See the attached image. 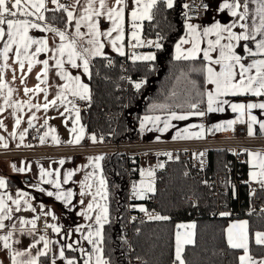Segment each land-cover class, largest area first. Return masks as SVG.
<instances>
[{
  "label": "snow or ice",
  "instance_id": "6c2138e0",
  "mask_svg": "<svg viewBox=\"0 0 264 264\" xmlns=\"http://www.w3.org/2000/svg\"><path fill=\"white\" fill-rule=\"evenodd\" d=\"M158 3L166 4L167 8L173 7V0H114V3L109 6L108 0H71V3H62L61 0H0V96H3V105H0V113L5 111V108H12V115L16 116L13 131L9 133L10 136L17 135L16 129L21 123L22 117L17 116L18 112L23 111L24 107L37 109L41 107L47 111L50 106H55L57 101L60 104H71L68 100V95L78 97L81 100L90 99V90L88 84L84 83L81 75H73L66 64L73 69H82L84 75L90 76V64L93 57L104 56V49L106 42L111 45L112 49L118 52L121 56L126 55L125 37L126 28L130 26V39L128 46L135 49L145 43L140 36L141 24L144 20L151 21L153 19V9ZM255 5L253 9L251 6ZM187 7V5H185ZM227 9L231 17L234 19L229 24H222L219 21L214 23L211 27H204L202 30L197 26L186 23V36L180 37L177 41L176 55L174 59L180 60H196L198 55L202 53V60L205 62L202 67V72L205 74V83L214 87L205 89L203 93L206 96V111L199 110V103H192L189 105L190 111L186 113H178L177 111H169L165 114L163 119V127H157L160 132L167 131L171 125L172 120H187L189 116L204 117L207 113L224 112L225 106L231 109L232 112L238 113L235 120H228L220 124H216L213 128L207 129L212 131H226L229 130L236 123H247V134L252 136L255 134L253 125L258 124L259 130L264 132V119H259L252 113L253 109H259L261 115L264 116V0H224L220 5V10ZM63 13L66 16L64 20V27L59 28L49 22L46 13ZM101 17L106 18L111 23V27L107 30L102 29ZM56 16H53V20ZM63 19V17H61ZM74 27V31H70ZM86 28L87 31L81 29ZM238 29V31H234ZM30 30H39L41 33H50L49 36L41 35L37 38L30 35ZM214 36V39L209 37ZM59 42H57V38ZM259 37V38H258ZM206 40L207 47H201V41ZM134 41V43L132 42ZM226 41V42H224ZM249 41L255 42V50L249 46ZM241 45L243 53L237 49V45ZM147 44L155 45L157 49L161 48V44L157 41L148 40ZM190 44L191 47L185 49L183 46ZM34 49V50H33ZM41 53H49L47 59L39 60L37 57ZM217 53V55H213ZM11 54V55H10ZM14 57V59H13ZM156 57L153 53L138 55L132 53L130 59L133 61H152ZM12 59L13 63L18 64L22 71L21 83L24 82L28 73L23 72L25 64H27L28 72H31L36 64H41L43 67L37 73V80L39 83L35 88H24L25 95L32 93L43 92L45 95V102L41 104H33L31 97L28 100H13V88L8 86V82L3 75V69L9 68L8 61ZM50 61H54V65H50ZM111 61H109V64ZM54 67L56 74L60 77L63 84L58 85L59 91L56 97L47 100V88L41 87V84H46L48 80L49 68ZM218 69V70H217ZM15 80V76H13ZM136 88H140L141 84L136 83ZM7 90V95H4V90ZM251 95L261 98L258 101H249L247 103H234L224 97L227 96H244ZM156 107L164 108L165 105H157ZM76 111V120L73 121L74 127L70 129V136L75 134V138H70L65 143L79 144L84 138V128L75 125L79 121V109ZM69 111L65 108V112ZM63 115V113H61ZM245 116L247 120H245ZM36 119L35 113L28 118V127H33V120ZM161 116L159 115H145L140 120L141 130L151 131L146 128L147 124L153 126L159 125ZM45 125L48 121L45 120ZM3 120H0V128H4ZM199 132H191L189 129H184L183 132H178L173 139H189L202 138L205 128L201 124L198 126ZM28 128L19 132V139L23 142L24 136L27 134ZM51 133H55L54 128H49L40 136V142H45V137ZM93 143L96 142L95 134L90 137ZM101 138V142H102ZM159 139V137H157ZM54 143H61L58 136L52 135ZM19 146V145H17ZM30 146V145H29ZM0 147L7 148L8 143L6 138L0 135ZM248 156L252 158L249 162L254 167L259 168V172L251 171L249 173L250 179L258 180L261 186L264 187V156L259 152L253 153L248 151ZM171 156V154H168ZM200 155H203L201 153ZM92 164L94 171L87 173L83 181L80 182L81 191L80 196H90L91 199L87 201L80 200L81 211L77 213L82 216L87 225H77L74 229H69L63 233L61 238L70 240L74 233H80L79 240H71L66 244H60L58 250V258L63 261V264H111L109 259L104 255V226L109 222V190L108 183L104 175L100 161L104 159L103 156H95L88 158ZM59 163L63 164L61 159ZM16 170V166L12 165ZM87 167V166H85ZM159 167H163L160 164ZM18 171H25L24 168ZM78 171V169H77ZM53 173L40 168V176L44 183L53 184L57 189L56 192L48 191V196H55L56 200L63 201L66 206L74 207L72 204L73 192L71 189L64 190L61 187L60 172L56 170V179H44V177H51ZM74 173L67 171L63 175V184H67L71 180ZM141 177H153L154 172L150 169H140ZM39 188V185H34ZM7 183L4 177L0 176V189H6ZM133 192L130 198H143L146 192L155 191L151 182L145 184L142 180L139 185L136 183L132 186ZM41 192L45 189L39 188ZM26 192H18L17 198L8 195L7 192H0V253L7 252V264H41L40 258L47 257L51 251V245L59 243V241L50 240L47 235H40L34 242L29 243L27 248L20 250L14 247L19 243V240L14 239L17 230L16 222L13 217V212H18L21 208V201L32 211L31 203L26 199ZM15 205V209L11 207ZM43 208V205L41 206ZM141 211H146L143 206H140ZM45 217L51 216L53 220L57 219L52 209L43 212ZM221 216H227L229 213L222 212ZM25 220L19 218L21 231L24 225H31L28 229V234L32 235L37 229L36 220ZM155 220H167L169 217L160 216L159 214L149 217ZM6 221L10 223H6ZM194 228V225H177L176 233V247L175 260L173 264H185L182 258L183 248L185 244L193 243L191 238L186 237L181 239L179 232L180 228ZM45 229H51L54 233H61V226L54 223H48L45 220ZM227 243L233 249H243V255L239 256V264H264V259L254 260L249 254V237H248V222L240 221L236 224L230 225L227 229ZM82 241H86L91 246L87 249L83 246ZM255 243L257 245H264V232L255 233ZM42 244V248L37 245ZM33 250H35L33 254ZM66 250L72 252H79L80 257L66 255ZM0 264H5L0 260ZM51 264H57V256L55 254L51 257Z\"/></svg>",
  "mask_w": 264,
  "mask_h": 264
},
{
  "label": "trees",
  "instance_id": "16d2710c",
  "mask_svg": "<svg viewBox=\"0 0 264 264\" xmlns=\"http://www.w3.org/2000/svg\"><path fill=\"white\" fill-rule=\"evenodd\" d=\"M184 4L185 0H174L173 7L167 8L166 4L158 3L153 9V19L143 22L142 37H152L157 32L161 48L147 47L156 57L152 61L128 63L130 79L126 83L120 75L119 56L91 59L90 102L86 111V131L89 134L108 136L112 133L114 140H128L137 133L144 114L159 109L187 111L192 103H199L200 107L204 104L202 60H176L172 57V46L183 32ZM46 16L54 26L64 27L65 14L48 12ZM108 60L115 61V66L109 67ZM136 83L141 87L136 88ZM29 133L33 135L34 130L30 129ZM222 154V151L211 150V164L219 166ZM103 157L102 168L109 190V222L103 232L104 255L111 264H127L123 240L128 188L124 160L116 153H105ZM187 170L184 161L166 162L155 173L153 197L156 202L147 207L169 219L136 222L133 228L138 229V233L132 238L133 255L140 257L142 264H172L176 223L193 221V243L185 245L182 253L185 264H238L241 250L231 248L225 237L230 218L212 214L210 190L193 175H186ZM247 222L249 253L253 257L264 256V245H257L252 237L254 231H264V214L250 215ZM40 262L47 264L46 257Z\"/></svg>",
  "mask_w": 264,
  "mask_h": 264
},
{
  "label": "crops",
  "instance_id": "0c3cea01",
  "mask_svg": "<svg viewBox=\"0 0 264 264\" xmlns=\"http://www.w3.org/2000/svg\"><path fill=\"white\" fill-rule=\"evenodd\" d=\"M69 4L71 3V0H68ZM208 4V9L204 11L202 16L199 19H184V26H183V32L180 37L186 36V23H191L198 27V29L202 30L204 27H211L214 23L219 21L222 24H229L234 19L231 17L230 13L227 9L220 10V5L224 3V0H203ZM231 2V0H229ZM81 3L83 5V0H81ZM114 3V0H108L109 6H111ZM174 3V0H173ZM253 9L255 8V5L251 6ZM102 20V29L107 30L111 27L110 21H108L106 18L101 17ZM147 21V20H144ZM143 21V22H144ZM142 22V24H143ZM142 24L140 28V36L142 38ZM82 31H87L86 28L81 29ZM70 31H74V27L70 29ZM234 31H238V29H234ZM130 32L131 28L130 26L126 28V37H125V48L124 51H126L127 43L130 39ZM30 35H34L37 38L39 36H49L50 33H41L39 30H30ZM180 37L175 41V43L172 46V57L176 55V48L175 45L177 41H179ZM214 36L209 37V39H214ZM259 38V37H258ZM57 42H59L58 37L56 38ZM226 42V41H224ZM244 42H240V44L237 45V49L245 56V59H247V55L243 53V50L241 48V45ZM249 46L255 50V42L249 41ZM0 47H3V44L0 43ZM185 49L191 47L190 44L183 46ZM201 47H207L206 40L201 41ZM34 50V49H33ZM105 55L100 57H113V56H121L118 52L114 51L110 44L106 42V47L104 49ZM147 53H153V50L151 49H138L136 48V54L143 55ZM154 54V53H153ZM11 55V54H10ZM213 55H217V53H213ZM49 56V53H41L37 59L43 60L47 59ZM14 59V57H13ZM202 60V53L198 55V58ZM203 64L205 63L202 60ZM3 61L0 60V64H2ZM10 64L9 68L3 69V75L5 80L8 82V86L13 88L15 91L13 92L12 99L13 100H28L31 97V102L33 104H43L45 102V95L43 92L36 93L33 95L32 93H29L28 95H25L24 88H35L37 83L39 81L37 80V73L41 71V68L43 67L41 64H36L31 72H28L27 64H25V68L23 69V72L28 73L27 76L24 79V82L21 83V75L22 71L19 68L18 64L13 63V60L10 59L8 61ZM50 65H54V61H50ZM66 68H68L69 71L72 72L73 75L80 74L81 79L84 83L88 84L89 90V75H84L82 72V69H73L70 65L66 64ZM218 70V69H217ZM56 69L54 67L49 68L48 73V80L46 84H41V87L47 88V100L51 101L53 100L57 92L59 91L58 85H61L64 83L60 79V77L56 74ZM13 76H15V80H13ZM214 87L211 85H207L205 83V74H204V92L206 88ZM4 95H7V90H4ZM225 99L230 100L234 103H240L244 102L247 103L249 101H258L261 98L254 97L251 95H244V96H227L224 97ZM68 100L72 101L71 104L65 103L60 104L59 101H57V104L55 106H50L47 111H45L42 107L37 109H30L27 106L24 107L23 111L18 112L17 116L22 117L21 123L19 127L16 129L17 135L15 137H12L9 135L13 131V126L16 116H13L11 113L13 111L12 108H5V111L3 113H0V120H3L5 127L0 128V135L4 136L6 138V142L8 143V147H0V152H3L0 154V176L4 177L7 183L6 189H0V192H7L8 195L12 196L14 199L17 198L18 192H26L28 195L26 199L31 203L32 208H35V211H32L31 208H28L27 205L21 201V208L18 212H13V217L16 222L17 230L14 235V239L19 240L18 244H15L14 247L23 250L27 248L29 243L34 242L35 239H38L40 235H47V237L50 240L53 241H59L57 244L51 245V251L49 252V255L46 257L47 264H51V257L53 254L57 256V264H63V261H61L58 258V250L60 247V244H66L71 242V240H79L80 239V233H74L70 240L62 239L61 236L63 233H66L69 229H74L77 225H87L88 221H86L82 216H78L77 213L81 211V205L80 200L83 199L85 201L84 207L87 205V201L91 199L90 196H80L81 186L80 182L84 180L85 175L87 173L93 172L94 168L92 164L89 161V157H95V156H103L102 154L98 152H90V151H78L73 153H62V154H54L51 156H45L43 154H31V153H15L17 151H31V150H43L45 148H56V147H64V148H80L83 145H85L88 142H92V140L89 138L90 135L86 131V110L79 109L77 107L78 102L81 100L78 97H73L71 95H68ZM3 96H0V105H3ZM73 105L75 106V109H79V121L78 124L75 125L77 128L79 126H83L84 128V138L81 140L79 144H70L65 143L70 138H75V134H72L70 136V129L74 127L73 121L76 120V111L73 109ZM65 108H68L69 111L65 112ZM226 110L224 112H214V113H207L204 117H198V116H189L187 120H172L170 123L172 127H170L165 132H160L157 130V127H163V119L166 113L169 111H177V110H157L153 111L147 114H144L141 116L144 117L145 115H159L161 116V122L157 126H153L152 124H147L146 128L151 129V131L147 130H141V132L146 136V138L150 140H157V137L159 139H173L174 136L177 135L178 132H183L184 129H189L191 132H199V125H203L205 128V132L202 136L205 137L207 135L218 133L221 131H212L208 132L207 129L213 128L214 125L223 123L228 120H235L238 116V113H234L231 111L230 108L225 106ZM191 110V109H190ZM187 111H177L178 113H186ZM199 110H205L206 111V96L204 104L200 107ZM35 113L36 119L33 120V127H28V118L30 115ZM63 113V115H61ZM252 113L256 115L259 119H264V116L261 115V111L259 109H253ZM140 118V120H141ZM45 120L48 121L47 125H45ZM245 120H247V117L245 116ZM247 125V123H245ZM140 126V124H139ZM28 128L27 134L24 136L23 142L21 143L19 139V132L23 131V129ZM49 128H54L55 133H51L48 136L45 137V142L42 144L40 142V136L43 135L45 132H48ZM141 128V127H140ZM254 128V135H264V132H261L259 130V125L255 124L253 125ZM33 129L34 132L39 133V139L37 141L32 140V135H30L29 130ZM52 135H56L59 137V139L62 141L61 143L57 144L54 143L52 140ZM180 139V138H177ZM189 139H196V138H189ZM19 145V146H17ZM30 145V146H29ZM253 153L259 152L261 156H264V151L261 150H250ZM63 159L64 163L61 164L59 161ZM252 158H250L247 154V164H248V173L251 171H259L258 167H254L252 163L249 161ZM16 166V170L13 169L12 165ZM102 174L104 175L103 168H102V162L100 161ZM87 166V167H85ZM43 167L47 171H51L53 175L51 177H44V179H56V170L58 169L60 172V179H61V187L64 190L71 189L73 192L72 197V204L74 207L66 206L63 201H59L55 199V196H48L47 192L52 191L56 192L57 189L53 184H46L43 182L40 176V168ZM24 168L25 171L20 172L18 169ZM78 169V171H77ZM67 171H72L74 175L72 176L71 180L67 184H63V175ZM105 177V175H104ZM39 185V188L45 189L44 192H41L39 188L34 187V185ZM11 205V202H8ZM43 205V208L41 207ZM13 209H15V205H11ZM48 209H52L55 213V216L57 219L53 220L51 216L46 217L48 220V223H54L58 226H61V233H54L49 229V232L47 234H41L36 229L35 232L32 233V235L28 234V229L31 228V225H24L23 230L21 231V225L19 224V218H23L25 220H32L35 218V216L38 213H42L44 211H47ZM240 221H247V218H236V219H230L228 222L226 228H225V237L227 241L228 232L227 229L230 225L236 224ZM6 223H10L6 221ZM183 223V224H182ZM185 223H190V225H194L193 221H183L176 223L175 226V232H174V260H175V247H176V233L178 231L177 225H189ZM179 232L181 234V239H185L186 237L194 239V228H180ZM256 232H264V231H254L253 233V240L255 242V233ZM248 237H249V228H248ZM82 244L85 248L90 249L91 246L88 245L86 241H82ZM187 245V244H185ZM184 245V246H185ZM38 248H42L43 245L39 244L37 245ZM239 256L243 255V249H240ZM35 250H33L34 254ZM250 254V253H249ZM66 255L68 256H76L80 257V253L72 252L71 250H66ZM238 256V258H239ZM254 260H262L264 259V256L261 257H253ZM42 258V257H41ZM40 258V260H41ZM44 258V257H43ZM0 260H3L5 264H7L8 261V254L7 252L0 253ZM173 260V262H174ZM172 262V264H173ZM82 264V261H81ZM178 264V262H177ZM239 264V259H238Z\"/></svg>",
  "mask_w": 264,
  "mask_h": 264
},
{
  "label": "built area",
  "instance_id": "2783aa9c",
  "mask_svg": "<svg viewBox=\"0 0 264 264\" xmlns=\"http://www.w3.org/2000/svg\"><path fill=\"white\" fill-rule=\"evenodd\" d=\"M61 2L69 4L68 0H61ZM207 9L208 4L203 0H185L183 17L184 19H199ZM141 39L145 43L137 47L138 49L155 47L154 44H147L148 40L160 43V36L157 32L152 37L144 36ZM132 42L134 43V41ZM128 43L125 51L126 55L119 56L118 59L120 75L125 83L130 79L127 68L128 63L133 61L130 56L133 52L136 53V48L129 47ZM109 61H111L110 64ZM107 65L114 67L115 61L108 60ZM89 102V99L80 100L77 107L87 111ZM106 117H108V114H106ZM101 138H103L102 142ZM38 139L39 133L34 132L32 140L37 141ZM254 149L264 151V135L249 136L247 125L236 123L229 130L196 139L150 140L146 138L141 132L140 126H138L137 133L128 140H114L112 133L108 136L99 134L96 136L95 143L93 141L88 142L80 148L56 147L43 150L17 151L15 153L51 156L90 151L102 155L105 153L119 154L124 160L123 170L128 187L125 206L127 219L123 228L127 263L142 264L143 260L133 255L132 238L138 233V229L133 228V225L140 220H153L149 217L157 215V211L147 207V205L156 202L153 194L151 195L149 192H146L143 198H130L132 197L133 184L139 185L140 169H150L156 173L163 168L159 167L160 164L164 166L166 162L184 161L188 166L186 175H193L203 186L210 190L213 201L212 214L220 215L222 212H227L229 215L224 217L230 219L247 218L250 215L260 216L264 214V187L261 186L258 180L250 179L247 164V153ZM211 150L223 152L217 167L211 164L209 158ZM201 153L203 155H200ZM168 154H171V156ZM191 199L195 201L193 197ZM140 206H143L146 211H141ZM36 217H38L36 220L38 232L47 234L49 232V229H45L47 218L42 213H38Z\"/></svg>",
  "mask_w": 264,
  "mask_h": 264
},
{
  "label": "rangeland",
  "instance_id": "374dc122",
  "mask_svg": "<svg viewBox=\"0 0 264 264\" xmlns=\"http://www.w3.org/2000/svg\"><path fill=\"white\" fill-rule=\"evenodd\" d=\"M92 135H90L89 136V138L91 137ZM91 139V138H90ZM257 172H259V171H257ZM154 176H155V172H154ZM154 176L153 177H141V175H140V179H139V183L143 180L144 182H145V184H147L148 182H151L152 183V185H153V187H154ZM138 183V184H139ZM154 189H155V187H154ZM154 192V191H153ZM151 195L153 194L152 192H149ZM183 224V223H182ZM185 224H189L190 225V223H185ZM128 264V263H127Z\"/></svg>",
  "mask_w": 264,
  "mask_h": 264
}]
</instances>
